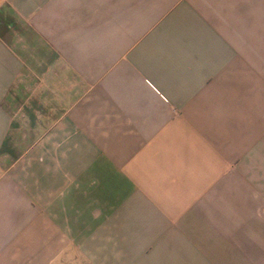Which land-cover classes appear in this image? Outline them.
Masks as SVG:
<instances>
[{"label":"crops","instance_id":"obj_1","mask_svg":"<svg viewBox=\"0 0 264 264\" xmlns=\"http://www.w3.org/2000/svg\"><path fill=\"white\" fill-rule=\"evenodd\" d=\"M0 264H264V0H0Z\"/></svg>","mask_w":264,"mask_h":264}]
</instances>
